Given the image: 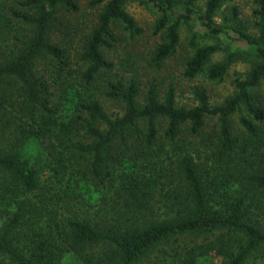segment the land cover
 <instances>
[{
    "label": "trees",
    "instance_id": "1",
    "mask_svg": "<svg viewBox=\"0 0 264 264\" xmlns=\"http://www.w3.org/2000/svg\"><path fill=\"white\" fill-rule=\"evenodd\" d=\"M128 1L107 0L96 27L87 37L79 55L86 64L82 73L86 86L114 65L103 53L104 47L112 46L113 23H121L131 36L141 33L124 9ZM141 1L157 14L154 33L161 32L163 41L155 48L152 60L160 63L175 52L180 25L193 20L198 0ZM225 1H206L199 19L208 35L217 37L224 32L214 22V16ZM256 4L253 15L257 32L252 34L244 26L233 30L235 40L246 45L256 63L244 77L234 78V92L221 104L210 106L206 93L197 90L195 96L199 103L196 106L176 107L173 87H169L160 100L157 86L150 83L146 102L140 106L138 83L116 80L108 83L106 94L122 102L125 110L111 118L95 97L82 95L74 102L72 114H61L51 105L45 80L33 71L41 55L53 58L59 69L67 66L65 51L50 41L49 31L57 8L76 11V1L19 2L11 15L26 25L29 33L8 56L0 58V83L12 79L19 83L20 103L27 117L16 129L18 135L12 148L0 152V173L3 174L0 212L4 215L0 226V264H60L70 253L85 260L80 251L95 244L111 248V264H139L158 245L188 234L216 235L218 241L192 246L187 251L186 264H199V257L213 251L221 258L220 264H252L251 257L264 247V229L249 216L246 196L239 190V187L244 188L243 184L238 188L234 183L223 181L204 185L189 154L177 159L180 185L173 187L172 180L162 184L164 170L157 169L147 155L158 137L159 119L166 121L163 137L174 143L184 127L195 133L203 127L206 118L217 117L221 138L219 159L235 146L231 116L241 107L258 124H264V105L253 91L264 76V0H256ZM237 15L234 8V20ZM6 18L0 11V26ZM191 46H194V36ZM220 51L226 52L222 60L212 62ZM235 59L236 52L230 44L199 46L185 61L184 76L191 79L204 75L210 80L223 81ZM8 100L0 96V122L1 115L9 112ZM141 123L144 124L143 139L137 146L132 145L130 132ZM241 124L252 136H259L262 131L245 118ZM116 144L129 152L125 160L131 159V164L127 169L123 168V162L115 170L108 169L110 163L121 159L110 152ZM261 145L264 151V140ZM42 147L51 156L52 164L49 169L52 174L45 181L41 180L45 161L41 159ZM116 172L120 173L116 185L122 198L117 212L99 223L72 214L74 207H85L87 203L92 206L88 197L91 191H98L107 184L114 186ZM247 180L252 189L264 190V168ZM159 186L163 188L166 202L171 204L164 216L151 208Z\"/></svg>",
    "mask_w": 264,
    "mask_h": 264
},
{
    "label": "rangeland",
    "instance_id": "2",
    "mask_svg": "<svg viewBox=\"0 0 264 264\" xmlns=\"http://www.w3.org/2000/svg\"><path fill=\"white\" fill-rule=\"evenodd\" d=\"M21 0H0V11L7 16L0 26V58L6 57L18 47L29 33V29L23 23L15 20L11 11L18 8ZM78 6L76 11H68L60 6L55 12V19L51 24L49 39L60 46L67 56V66L59 69V64L50 56L37 57L34 64V73L43 78L48 86L51 105L56 106L61 114H72L74 102L78 96L95 97L104 111L111 117L120 116L124 110V104L112 99L106 94L109 82L122 80L128 82L135 80L139 85L137 102L142 106L146 102V92L150 83L157 86L160 100L169 87H173L175 94V106L192 108L199 101L195 91L203 90L208 97V104L215 106L221 104L234 92L233 80L236 76L244 77L250 68L256 63L251 51L246 45L235 40L233 32L235 28L244 26L252 34L257 32L253 10L257 7L256 0H226L216 11L214 22L223 28L224 32L217 37L208 35L201 24L199 16L203 14L207 0H198L195 5L196 15L188 23H182L179 28V44L175 52L160 63L152 60V54L163 41L161 32L154 33L157 14L141 0H129L125 5V11L134 19L141 33L131 36L123 28L121 23L112 24L114 40L110 48H103L106 59L114 65L110 70H104L100 76L89 86L82 80V73L86 64L79 58L84 44L91 31L98 23V17L107 0H75ZM184 1V0H178ZM181 5L178 9H181ZM237 10V19H233V10ZM194 36V46H191V37ZM230 44L236 52V59L223 81L210 80L204 75L194 78L184 76L185 61L193 54L196 47L207 44ZM228 47V46H227ZM226 52L216 53L213 61H220ZM20 85L16 80H8L0 83V96L4 95L7 101L8 113L2 114L0 122V152L10 150L13 141L18 135L17 127L26 119L27 113L21 107ZM254 94L261 105H264V76L260 84L254 90ZM6 93V94H5ZM87 94V95H86ZM245 118L253 124L260 126L259 136L250 135L242 126L241 120ZM233 137L235 146L226 156L219 159L218 153L221 146L220 125L217 117L206 118L203 127L192 133L186 126L180 132V137L174 143H169L163 137L166 127L164 119L158 120V137L153 144L152 152L147 155L157 169L164 170L161 177L162 184L173 181L172 186H179L181 180L177 172V159L183 154L193 157V163L197 172L206 186L216 183H234L235 187L243 184V193L249 204V216L264 229V190L252 189L247 177L264 168V151L261 143L264 140V124H258L251 118L244 107L231 116ZM144 124L141 123L131 130L129 138L132 145H136L143 139ZM138 138V139H136ZM43 149V147H42ZM115 158H121L118 163H110L108 169L115 170L123 162V168L127 169L131 159L126 161L129 152L124 151L118 144L110 150ZM41 159L43 170L41 180H47L52 172L49 170L51 156L43 149ZM48 155V156H47ZM41 159L39 162H41ZM143 157L140 158V161ZM45 164V165H44ZM48 164H50L48 166ZM117 173V172H116ZM114 176V186L99 187L98 191H91L90 206L74 207L72 214H78L81 218H87L93 223L102 222L107 215L117 212L119 202H122L118 190V176ZM0 178L3 174L0 173ZM47 183V181H46ZM117 184V185H116ZM171 204L166 202L163 188L159 186L158 192L151 201L152 211L164 216L168 213ZM168 209V210H167ZM117 215V214H115ZM4 215L0 212V226ZM166 216V215H165ZM218 241L216 235L188 234L180 236L160 244L152 249L139 264H186L187 251L195 245L211 244ZM111 248L103 244L87 245L79 254L85 258L70 253L65 256L60 264H101L112 263L109 252ZM199 264H220L221 258L213 252H208L198 259ZM252 264H264V247L251 257Z\"/></svg>",
    "mask_w": 264,
    "mask_h": 264
}]
</instances>
